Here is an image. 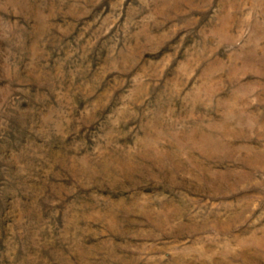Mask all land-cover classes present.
<instances>
[{
  "label": "rangeland",
  "instance_id": "obj_1",
  "mask_svg": "<svg viewBox=\"0 0 264 264\" xmlns=\"http://www.w3.org/2000/svg\"><path fill=\"white\" fill-rule=\"evenodd\" d=\"M0 264H264V0H0Z\"/></svg>",
  "mask_w": 264,
  "mask_h": 264
}]
</instances>
